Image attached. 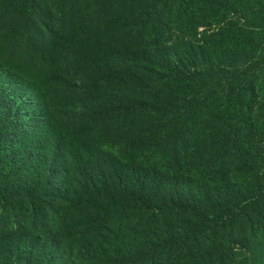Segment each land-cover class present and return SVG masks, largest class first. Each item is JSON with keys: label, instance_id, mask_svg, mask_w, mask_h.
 <instances>
[{"label": "trees", "instance_id": "1", "mask_svg": "<svg viewBox=\"0 0 264 264\" xmlns=\"http://www.w3.org/2000/svg\"><path fill=\"white\" fill-rule=\"evenodd\" d=\"M51 1L58 29L0 0V68L39 111L21 130L0 97V264H264V87L220 57L247 29L195 48L211 0Z\"/></svg>", "mask_w": 264, "mask_h": 264}, {"label": "rangeland", "instance_id": "2", "mask_svg": "<svg viewBox=\"0 0 264 264\" xmlns=\"http://www.w3.org/2000/svg\"><path fill=\"white\" fill-rule=\"evenodd\" d=\"M39 3L48 23L58 29L60 26L59 9L51 0H39ZM210 3L209 6L213 10L211 16L213 14H218L217 16L223 14L225 15V19H223L224 16L220 18L209 17L203 10L200 12L199 20H195L193 26L190 25L188 27L192 31L190 36L188 34L185 35L186 42L197 48V46H203L207 40H210V37L216 35L219 27L224 28V26H228L236 30L244 27L248 31V34L245 36L248 38L244 42L245 44L239 45V43L238 45L228 47V50L225 53H221L220 57L228 66H234L244 70H247L246 68L248 67L254 68V73L250 77L251 80L256 85L264 87V0H219L213 5L212 3L214 2L211 0ZM178 28L180 27L173 25L170 35L171 42L176 41L182 36ZM195 28L197 32L194 31ZM241 36L243 37V33H241ZM37 50V57L43 58L45 61L58 56L53 52L54 47L47 51H44L42 48ZM64 60L70 66L72 65V57L69 53L65 54ZM0 77L5 80L4 83L0 82V97L5 96L6 91H9V94L15 97V102H7L8 113L14 118H24V128L22 127L21 130H25L36 122L39 117V111L36 110V103L31 98L28 89L19 86L2 68H0ZM230 88L232 89V87ZM218 90L223 92L224 96H228L227 94L230 93L229 86L221 85ZM81 118H83V113L78 111L72 112L69 115V123L78 122ZM249 121H257L254 111L250 113Z\"/></svg>", "mask_w": 264, "mask_h": 264}]
</instances>
